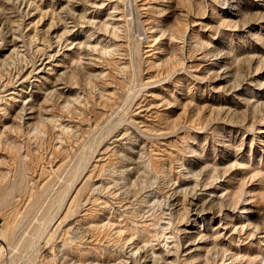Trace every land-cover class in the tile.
Listing matches in <instances>:
<instances>
[{"label": "rangeland", "instance_id": "1", "mask_svg": "<svg viewBox=\"0 0 264 264\" xmlns=\"http://www.w3.org/2000/svg\"><path fill=\"white\" fill-rule=\"evenodd\" d=\"M0 218V264H264V0H0Z\"/></svg>", "mask_w": 264, "mask_h": 264}, {"label": "bare ground", "instance_id": "2", "mask_svg": "<svg viewBox=\"0 0 264 264\" xmlns=\"http://www.w3.org/2000/svg\"><path fill=\"white\" fill-rule=\"evenodd\" d=\"M1 230H2V229H1ZM3 236H4V231H1V232H0V238L4 241ZM2 240H1V241H2ZM4 249H6V247H5V244L3 243V244L0 246V258H1L2 255L4 254Z\"/></svg>", "mask_w": 264, "mask_h": 264}, {"label": "built area", "instance_id": "3", "mask_svg": "<svg viewBox=\"0 0 264 264\" xmlns=\"http://www.w3.org/2000/svg\"><path fill=\"white\" fill-rule=\"evenodd\" d=\"M1 225H2V221H1V218H0V228H1ZM2 245V242H1V239H0V246Z\"/></svg>", "mask_w": 264, "mask_h": 264}]
</instances>
